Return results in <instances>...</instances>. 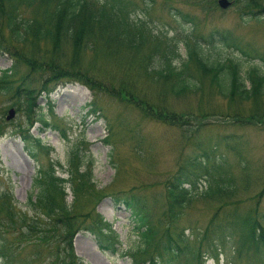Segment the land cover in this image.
Instances as JSON below:
<instances>
[{"label": "rangeland", "instance_id": "rangeland-1", "mask_svg": "<svg viewBox=\"0 0 264 264\" xmlns=\"http://www.w3.org/2000/svg\"><path fill=\"white\" fill-rule=\"evenodd\" d=\"M197 1L133 0L137 8L133 15L140 16L145 26L158 30L161 36L182 39L187 45L196 41L204 49L209 47L199 38L204 39L212 31L229 32L250 59L223 46L212 50L211 55L219 61L225 58L238 61L242 72L256 63L260 65L256 56L264 51V16L253 20L245 8L248 0H229L230 6L224 10L218 8V0L215 3ZM145 3L150 8L144 16L140 10ZM212 4L215 7L209 11ZM30 13L29 10L28 15ZM1 38L8 42L6 32L2 31ZM176 46L179 56L185 58L182 45ZM21 51L22 55L13 53L9 47L0 50V70L13 68L10 79L13 86L20 84L24 77L26 87H34L37 108L26 120L23 100H12V95L0 94V219L5 218L15 227L12 238L15 235L25 238V224L41 216L37 210L28 209L25 202L36 170L52 168L57 178L70 183L64 189L65 203L70 213L80 216L79 232L74 234L71 246L84 264H148V261L164 264L167 254L162 252L161 245L167 230L170 238L182 230L190 240L188 249L173 264H260L262 258L259 257L255 262L245 257L236 259L232 238L217 239L212 230L205 237L197 235L203 234L213 215L220 220L222 213L226 215L234 207L240 215L255 212L258 221L263 219L260 226L264 227V97L257 101V108L252 107L251 102L224 100L208 85L207 78L201 79L192 67L186 76L194 79L198 90L179 96L152 86L139 76L140 73L133 76L135 83L126 85L125 93L114 99L103 95L94 99L86 86L75 82L49 83L43 93L36 84L49 77H45L43 71L31 72L41 65L40 60L29 58L35 59L33 50L23 47ZM40 52L41 55L49 54V47L41 45ZM70 53L67 46L61 45L57 62L70 64ZM48 59L49 56H43L41 61ZM30 62L33 65L28 70ZM79 67L90 77L111 78L113 82L109 86L114 92L122 81L117 77L121 71L116 62L104 57L99 50L83 53L79 57ZM89 105L100 119L90 111ZM10 109L14 113L7 121ZM38 111L47 126L41 127ZM168 115L179 117V123L171 125L165 119ZM22 137L28 142L32 138L40 140L41 148L33 149L35 157L29 154ZM205 148H215L217 153L224 155L236 178L240 174L237 155L241 154L247 166L249 185L245 190L239 188L235 205L227 207L224 206L228 203L197 196L184 207L176 223L168 224L163 219L166 210L164 183L186 159L195 157ZM81 160L87 161V165L83 164L80 172L91 169L92 181L84 180L82 188L77 190L79 180L72 169ZM201 186L198 191L203 189ZM114 197L140 199L149 220L156 224L155 244L145 255L136 251L139 242L129 212L116 203ZM96 220L108 223L121 243L119 252L113 256L100 253L84 230ZM211 241H214L215 250L207 247ZM74 244L80 249L78 253ZM93 245L100 256L96 255Z\"/></svg>", "mask_w": 264, "mask_h": 264}, {"label": "trees", "instance_id": "trees-1", "mask_svg": "<svg viewBox=\"0 0 264 264\" xmlns=\"http://www.w3.org/2000/svg\"><path fill=\"white\" fill-rule=\"evenodd\" d=\"M262 1L248 0L246 3L247 13L253 20L264 16ZM212 7L215 4L210 6L209 11ZM149 8V4L145 3L140 10L141 14L147 15ZM136 9L133 0H0V50L4 51L9 47L10 51L21 55L23 47L33 50L35 59L29 58L40 60L41 65L36 71H32L33 63L30 62L27 68L32 73L43 71L44 76L49 77L36 84L43 93L49 83L75 82L86 86L94 94V99L98 95L114 99L124 94L126 85H133V76L137 77V73H140L139 76L152 86L169 95L179 96L198 90L194 79L186 76L192 67L201 79L207 78L208 85L215 88L220 98L229 102H251L252 107L257 108V101L264 97V51L256 56L260 65L256 63L242 72L238 61L229 58L219 61L216 56L211 55L212 50L223 46L250 59V55L242 51L229 32L212 31L204 39L199 38L209 48H202L196 41L187 45L182 39L167 38L161 36L158 30L149 29L138 18L140 16L133 15ZM29 10L31 13L28 15ZM2 31L7 34L6 43L1 38ZM179 43L185 52L183 59L177 52L176 45ZM41 45L48 46L50 53L41 55ZM61 45L67 46L71 51L68 60L70 64L57 62ZM97 50L116 62L121 71L117 73V77L123 82L118 84L116 92L109 86L113 82L111 78L101 75L90 77L79 67V57L83 53ZM43 56H49L47 62L41 61ZM14 58L16 59V55ZM12 70L13 68L0 70V94H10L12 100L22 99L25 118L28 120L27 116H31L37 109L34 103L35 90L34 87H26L24 77L20 79V84L13 86L10 80ZM43 82L46 83L41 86L40 83ZM89 108L100 119L92 105ZM37 117L41 127L47 126L40 111ZM165 119L171 125L179 123V117L176 119L175 116L168 115ZM252 121L254 120H249ZM260 122L255 121L257 124ZM21 140L27 144L26 149L31 157H35L36 151L41 148L40 140L32 138L28 142L25 137ZM216 153L215 148H205L195 157L186 159L164 183L166 210L163 219L168 224L176 223L184 207L197 196L228 203L224 206L227 207L235 205L233 202L237 198L236 193L248 187L247 166L241 154L237 155L240 174L236 178L230 172L224 155ZM83 164L87 165V161L81 160L72 169L79 180L77 190L82 188L84 180L87 183L92 181L91 169L80 172L84 168ZM36 171L25 204L28 209L37 210L41 216L31 218L25 224V238L17 235L12 238L15 227L5 218L0 219V264H84L82 259L75 256L71 246L74 234L79 232L80 216L70 213V207L65 203L64 189L70 184L69 181L57 178L52 168ZM68 172L71 176L70 171ZM201 185L203 189L198 191L197 188L202 187ZM114 201L129 212V220L139 242L136 251L145 255L146 250L155 244L156 224L149 220V214L140 199L125 197L119 200L114 197ZM212 217L208 223L210 227H206L203 234H198L197 237H205L212 230L217 239L225 237L235 240L233 249L236 259L245 257L255 262L259 257L262 258L260 264L264 263V227L260 226L263 219L258 221L255 212L240 215L235 207L226 215L222 213L220 220H217L216 214ZM102 221L91 222L84 230L91 236L100 253L113 256L119 252L121 243L111 231V226ZM183 232L179 230L174 238H170L167 230L166 239L161 245L162 252L167 254L164 264H173L188 249L190 240ZM210 244L207 245L208 248L215 246L214 241ZM158 262L148 261V264H159Z\"/></svg>", "mask_w": 264, "mask_h": 264}, {"label": "water", "instance_id": "water-1", "mask_svg": "<svg viewBox=\"0 0 264 264\" xmlns=\"http://www.w3.org/2000/svg\"><path fill=\"white\" fill-rule=\"evenodd\" d=\"M217 6H218V8L220 10H224V9H226V8H228L230 6V2L228 0H218L217 1ZM13 113H14L13 110L10 109L8 111L7 117L5 119L8 121L9 118L12 117Z\"/></svg>", "mask_w": 264, "mask_h": 264}, {"label": "bare ground", "instance_id": "bare-ground-1", "mask_svg": "<svg viewBox=\"0 0 264 264\" xmlns=\"http://www.w3.org/2000/svg\"><path fill=\"white\" fill-rule=\"evenodd\" d=\"M46 94V93H45ZM73 99V101H77L78 99L77 98H72ZM73 101H71L72 103H73ZM75 245V244H74ZM75 247H76V251H77V253L79 252V248L75 245ZM93 248H94V250H95V252H96V255H98V256H100L98 253H97V251H96V248H95V246L93 245Z\"/></svg>", "mask_w": 264, "mask_h": 264}]
</instances>
